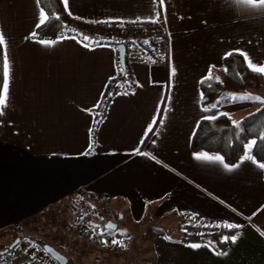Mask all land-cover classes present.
<instances>
[{
    "label": "crops",
    "instance_id": "crops-1",
    "mask_svg": "<svg viewBox=\"0 0 264 264\" xmlns=\"http://www.w3.org/2000/svg\"><path fill=\"white\" fill-rule=\"evenodd\" d=\"M40 8L36 0H0L2 47L10 62L9 101L0 116V254L17 239L33 247L35 241L21 238L22 226L62 205L72 211L68 199L86 192L110 205L105 214L92 204L88 234L76 225L71 238L97 245L96 264H132L135 245L151 264H264V169L224 159L240 164L228 170L194 158L219 154L192 150L205 117L239 123L264 106L226 99L212 108L215 96L200 98L210 67L222 77L226 53L239 49L264 62V11L237 0H68L66 11L80 22L154 25L168 38L166 63L136 57L129 68L134 90L111 100L94 133L98 109L119 73V50L69 36L51 46L26 39L38 29ZM239 94L264 99V88ZM185 217L241 227L209 241H187ZM107 222L116 231L123 227L126 247L95 237ZM236 232L235 243L223 241Z\"/></svg>",
    "mask_w": 264,
    "mask_h": 264
},
{
    "label": "trees",
    "instance_id": "trees-1",
    "mask_svg": "<svg viewBox=\"0 0 264 264\" xmlns=\"http://www.w3.org/2000/svg\"><path fill=\"white\" fill-rule=\"evenodd\" d=\"M40 6L44 8L45 12L49 15L50 21L36 30V38L39 40H58L69 36L77 37L84 41L83 37L88 36L90 39L84 41L87 44H110L119 50L118 47L122 45L121 39L123 37H128L133 34L146 36L149 30L153 31L156 29V26L154 25L143 26L126 23L90 24L80 22L68 14L62 0H41ZM57 16L59 19H56ZM106 34L109 35V39L106 41H101L99 44L96 43V41H91L92 36L103 37ZM152 40L154 41L155 39L151 38L150 41ZM166 49V46H158L154 49V57L159 60L158 64H162L163 62L166 63ZM3 55V47L0 46V63H2ZM121 69L124 71L122 72ZM225 69L228 70L225 71ZM222 73L219 82L215 79H211L202 83L204 96H215L213 103L210 105L216 103L226 93L239 94L246 90H260L264 88V74L252 72L247 67L244 57L239 53H233L224 60ZM212 76L217 77L215 75ZM0 82H2V76H0ZM130 83L131 72L129 68L127 66L122 67L119 65L118 76L110 83L106 92L107 95L98 109L101 114H99L97 121H101L102 115L106 111L109 103L117 94L134 90V88H126ZM209 85H211V87H209ZM0 87H2V83H0ZM225 100L221 101L217 106H221ZM97 124L99 123L95 124L94 133L96 132ZM237 124L239 127H236L232 120L227 116H222L216 120L202 121L194 135L192 150L217 153L221 155L227 163L234 164L244 155L243 145L249 140L257 139L258 146L253 149L252 154L255 156L256 160L264 162V141H260L259 139L260 135L264 133V106L249 113ZM88 220H90V218ZM112 236L115 238H122L121 235L116 233ZM185 240L209 241L210 239L207 237L204 239L190 238ZM22 242L23 241H21V243ZM20 244L17 247H19ZM33 244V248L44 251L43 248L44 245H46V242L43 240H37ZM4 253L0 254V259L4 256Z\"/></svg>",
    "mask_w": 264,
    "mask_h": 264
},
{
    "label": "built area",
    "instance_id": "built-area-1",
    "mask_svg": "<svg viewBox=\"0 0 264 264\" xmlns=\"http://www.w3.org/2000/svg\"><path fill=\"white\" fill-rule=\"evenodd\" d=\"M163 33V34H162ZM88 37V36H87ZM109 35L106 34L103 37L92 36L91 41L101 42L106 41L109 38ZM151 38L155 40L150 41ZM114 39V38H112ZM147 41L148 43H145ZM122 45L126 48V66L130 68L133 61L136 57H140L143 61L152 64H158L159 60L154 57V49L158 46H166L168 43L167 35L162 32L160 29L157 32V28L153 31H150L146 36L141 35H129L128 37H123L121 39ZM135 82L131 79V83L126 87L127 89L135 88ZM71 205L74 207L76 212L77 219L85 220L84 229L90 230V226L87 223L88 219L92 215V204H96L102 213H107L109 211L110 205L106 197H93L88 195L86 192L78 193L68 200ZM83 222V221H82ZM181 231L183 235L189 238H200L204 239L208 236H220L222 234L230 231L228 228L223 225L215 224H203V223H194L191 219L185 217L181 221ZM96 238H101V240H107L109 246H118L112 244L111 241L116 239L122 241V238H115L112 235L105 234L104 236H97ZM124 243V242H123ZM0 264H58L54 259H52L46 252L26 246H19L13 250H8L4 253V256L0 259Z\"/></svg>",
    "mask_w": 264,
    "mask_h": 264
},
{
    "label": "snow or ice",
    "instance_id": "snow-or-ice-1",
    "mask_svg": "<svg viewBox=\"0 0 264 264\" xmlns=\"http://www.w3.org/2000/svg\"><path fill=\"white\" fill-rule=\"evenodd\" d=\"M62 2L64 3L65 9H68V0H62ZM238 3L246 5L250 8L253 9H260L262 11H264V0H237ZM37 5L39 6L41 3V0H36ZM160 3L163 4L164 0H160ZM69 15H71V13L69 12ZM79 18V17H77ZM158 18V17H157ZM56 19H59V17L57 16ZM50 21V17L49 15L45 12L44 8H40L39 10V18H38V23L36 24V28H40L42 25H45L47 22ZM94 23H99L101 21H93ZM153 23L156 22V20L152 21ZM37 36V33L35 31H33L32 33L29 34V37H26V39H30V38H34ZM72 39H75V37H71ZM90 38L87 36L83 37L84 41L89 40ZM38 43H41L45 46H51L55 43H57L58 41H52V40H38ZM99 44V42H97ZM145 43H148L147 41H145ZM0 46H5V37L4 34L2 32H0ZM85 47H88L89 45H87L86 43L84 44ZM235 52H239V54L241 56L244 57V61L247 63V67L255 73L258 74H264V62H254L253 59L249 56L248 53H246L243 50H234ZM233 54V52H229L225 54V58H227L228 56H231ZM215 67V66H212ZM228 69H225V71H227ZM121 71L123 72L124 70L121 69ZM173 74H174V69H173ZM0 76H2V87H0V116H3L5 114L6 111V105L9 101V83H10V62L7 56V52L5 51L4 55H3V60L2 63H0ZM205 79L211 80V79H215L219 82V78L218 77H213L212 76V71H211V67L209 68L208 74L206 77L202 78V80L200 81L201 83L204 82ZM209 87H211V85H209ZM127 94V93H124ZM200 98L201 101L204 100V93L201 92L200 94ZM225 99H230L233 103H242L245 101H260V102H264V99H262L261 97L258 96H253L251 94H244V95H240V94H236V93H226L224 94V96L221 97L220 100H218L216 103H214L213 105H211L212 108H215L217 106V104H220L221 101L225 100ZM210 110L208 107H206L204 109V111H208ZM90 111V110H89ZM165 112H167V108H165ZM226 115V114H225ZM206 119L212 120V119H216V116H210V117H205ZM97 123H100V121H97ZM153 123H155V121H153ZM161 123H163V121L161 120ZM234 125L236 127H239V125L236 122H233ZM91 129H90V135H91ZM149 131H151V128H149ZM260 141H264V133H262L259 137ZM258 146V141L257 139H252L249 140L247 143H245L243 145L244 148V155L240 158V163H244L245 161H250L253 164H256L259 168L264 169V163H258L255 156L252 154L253 153V149L255 147ZM92 149V145H89V150L91 151ZM138 151V150H137ZM84 154H88V153H84ZM142 154V153H141ZM194 158L198 159V160H207V161H216L219 162L220 164L223 165L224 168L228 169V170H232L233 168H237L240 166V164L237 165H228L227 163H224V158L220 155H215V156H210L207 153H196L194 154ZM224 227L228 228L229 230L231 229H235V228H239L241 227L240 225H236V224H231V223H225L223 225ZM100 228L99 225H95L94 229H98ZM115 225L108 223L105 224L103 229L99 232L100 236H104L106 233L108 235H115ZM124 234V233H121ZM262 235H264V232L261 233ZM240 233L236 232L234 235H232L231 237L229 236H224L222 239L223 241H228L229 239H231V241L233 243H235L239 237ZM166 239H168L166 237ZM101 243L107 245L108 241L107 240H102ZM112 244H116L119 245L120 247H126V245H124V243L122 241H118L116 239H113L111 241ZM192 248H199L201 247V245L199 244H191L189 245ZM47 251H51V249H47ZM220 255H226V253H218Z\"/></svg>",
    "mask_w": 264,
    "mask_h": 264
},
{
    "label": "rangeland",
    "instance_id": "rangeland-1",
    "mask_svg": "<svg viewBox=\"0 0 264 264\" xmlns=\"http://www.w3.org/2000/svg\"><path fill=\"white\" fill-rule=\"evenodd\" d=\"M67 203H69L72 211L67 206L63 207L64 205H62V208L58 211L54 210L46 214H40L36 218L28 220L22 226V234H20V236L24 241L43 240L46 242V245L52 244L62 249V251H65L66 256L71 257V264H96L97 261H95V259L100 252V250H96V244L92 245L88 243V245H79L75 243L74 240H71V238L74 239V235L76 234V225L79 228L77 232H81L83 237H86L85 234H88V230L86 228L84 229L85 220L80 219L79 221L73 205H71L69 201H67ZM72 213L74 222L71 221ZM73 227H75V229ZM70 229L71 232H69ZM114 232L116 234H121L124 232L123 227H120L119 230ZM20 246L26 245L22 242ZM139 247L140 246L135 245L133 254L137 256V260L132 262V264H151V261L143 260L144 257L141 255ZM138 256H141V259H139Z\"/></svg>",
    "mask_w": 264,
    "mask_h": 264
},
{
    "label": "water",
    "instance_id": "water-1",
    "mask_svg": "<svg viewBox=\"0 0 264 264\" xmlns=\"http://www.w3.org/2000/svg\"><path fill=\"white\" fill-rule=\"evenodd\" d=\"M119 59H120V63L122 67L126 66V62H125V58H126V48L124 45H120L119 47ZM111 223L113 225H115V230L117 229V225L112 223V222H107ZM21 243L20 239H17L13 245L10 247V249H14L15 247H17L19 244ZM44 251L50 256L52 257L58 264H68V259L66 256H64L63 254H61L59 251H57L56 249H54L52 246L50 245H44ZM47 249H51V251H47Z\"/></svg>",
    "mask_w": 264,
    "mask_h": 264
}]
</instances>
